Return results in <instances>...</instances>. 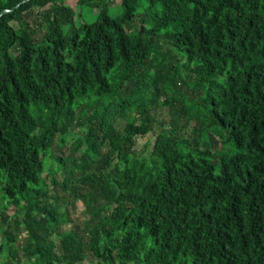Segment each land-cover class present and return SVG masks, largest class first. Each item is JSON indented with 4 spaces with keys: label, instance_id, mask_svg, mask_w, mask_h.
I'll list each match as a JSON object with an SVG mask.
<instances>
[{
    "label": "trees",
    "instance_id": "16d2710c",
    "mask_svg": "<svg viewBox=\"0 0 264 264\" xmlns=\"http://www.w3.org/2000/svg\"><path fill=\"white\" fill-rule=\"evenodd\" d=\"M62 1L0 0V264H264V0Z\"/></svg>",
    "mask_w": 264,
    "mask_h": 264
},
{
    "label": "rangeland",
    "instance_id": "374dc122",
    "mask_svg": "<svg viewBox=\"0 0 264 264\" xmlns=\"http://www.w3.org/2000/svg\"><path fill=\"white\" fill-rule=\"evenodd\" d=\"M96 1L95 0H63L61 2V5L66 6V8H69L74 11V14L76 15L75 22L77 23V16H80L81 19L85 22L90 21L93 19L97 13V9L95 8ZM113 8H117L119 5V0H115L113 3ZM168 110L164 109L161 112V117H157L160 122H166L169 118H167ZM185 122V121H184ZM124 123L119 121L117 123L118 129H122ZM189 130H191V125H189ZM75 135H78L76 130L72 131ZM155 132H158V130H155ZM155 134H150L148 135L145 139L142 141L138 142L137 150H141L143 146L147 145L150 141L154 139ZM62 152H64L66 149H61ZM62 176H57V182L60 184L62 182ZM46 182H49V178H46ZM71 182V186L74 189V194L75 193H80V194H85L87 191L84 190L82 187L79 185H76L74 182ZM59 192V191H58ZM58 211L59 213H64L66 216L69 218V225L67 226H61L59 228V233H68V232H74L77 229L81 230L82 225H86L89 221V211L86 209L85 205L79 201V200H74L70 196V191L68 190L66 193H59L58 194ZM90 201V200H89ZM20 238L22 236L20 235ZM19 241L13 245V250L18 251L19 248L18 246L20 245ZM52 240L57 243L58 239L52 238ZM6 253L5 251H1L0 253V263L2 260V257L5 256ZM93 264V260H89L88 257H84L82 260V264Z\"/></svg>",
    "mask_w": 264,
    "mask_h": 264
},
{
    "label": "water",
    "instance_id": "95a60500",
    "mask_svg": "<svg viewBox=\"0 0 264 264\" xmlns=\"http://www.w3.org/2000/svg\"><path fill=\"white\" fill-rule=\"evenodd\" d=\"M6 12V10H3L1 13Z\"/></svg>",
    "mask_w": 264,
    "mask_h": 264
}]
</instances>
